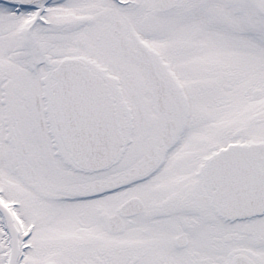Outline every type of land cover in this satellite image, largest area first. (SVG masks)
<instances>
[{"label": "snow or ice", "instance_id": "6c2138e0", "mask_svg": "<svg viewBox=\"0 0 264 264\" xmlns=\"http://www.w3.org/2000/svg\"><path fill=\"white\" fill-rule=\"evenodd\" d=\"M0 264H264V0H0Z\"/></svg>", "mask_w": 264, "mask_h": 264}]
</instances>
